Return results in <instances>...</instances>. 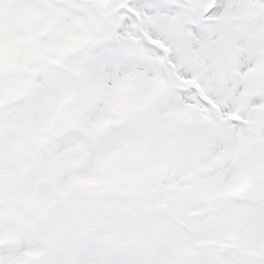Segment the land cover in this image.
Segmentation results:
<instances>
[{"label":"snow or ice","instance_id":"snow-or-ice-1","mask_svg":"<svg viewBox=\"0 0 264 264\" xmlns=\"http://www.w3.org/2000/svg\"><path fill=\"white\" fill-rule=\"evenodd\" d=\"M0 264H264V0H0Z\"/></svg>","mask_w":264,"mask_h":264}]
</instances>
